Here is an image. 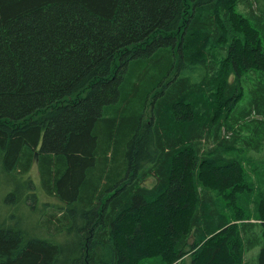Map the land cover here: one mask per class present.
Here are the masks:
<instances>
[{
	"label": "trees",
	"instance_id": "16d2710c",
	"mask_svg": "<svg viewBox=\"0 0 264 264\" xmlns=\"http://www.w3.org/2000/svg\"><path fill=\"white\" fill-rule=\"evenodd\" d=\"M255 153L264 0H0V264H264Z\"/></svg>",
	"mask_w": 264,
	"mask_h": 264
},
{
	"label": "rangeland",
	"instance_id": "374dc122",
	"mask_svg": "<svg viewBox=\"0 0 264 264\" xmlns=\"http://www.w3.org/2000/svg\"><path fill=\"white\" fill-rule=\"evenodd\" d=\"M149 104L150 102H148L146 111L149 109ZM241 104H243V102ZM238 156L243 160L244 158L243 153H239ZM248 158L249 159H247L243 165V167L245 166L244 172L246 173L245 175L246 178L245 180H243V183H248L252 188H254L253 189L254 191L263 185L262 175L264 173V164L263 162H260V159H262L263 156H261L258 153H255V155L253 156L250 155L248 156ZM31 174L32 175L30 177L31 178L33 177V180H35L34 183L36 187H39V189L35 188V190H37L36 193H38V196H39L37 207L40 210L39 213H41L43 220L46 218H51L53 215H57V214L59 215L61 208H63L64 206L63 202L57 196L53 194L47 195V193L41 188L38 167H35L31 171ZM14 189H15V186L13 184H10L5 177H2L1 170H0V216L3 214L4 209L6 208V202H5L6 197ZM30 191L31 190H28V193H30ZM251 192L252 191H250V193ZM250 193L248 197H245V201L247 202L248 206L250 205V208L253 211L254 208L257 206L256 202H259V199L255 197L259 195V192H255L254 197H251ZM244 194H248V191H245ZM240 196L238 195V197H236V201L234 205L235 207H238L240 203L245 205L242 202L243 196L242 195ZM14 210L17 212L16 216H18L19 218H22L24 220V223L26 222L28 224H31V222L35 221V216L31 215L28 208L23 207L20 209V211H17L18 210L17 208ZM251 254H255V253H251ZM249 257H253V255L249 254L248 257L246 258L247 260H252L253 258L249 259Z\"/></svg>",
	"mask_w": 264,
	"mask_h": 264
}]
</instances>
